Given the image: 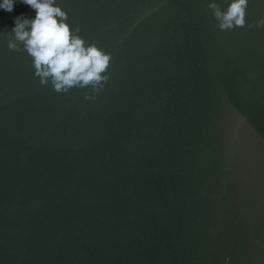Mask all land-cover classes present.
<instances>
[{
  "label": "water",
  "instance_id": "obj_1",
  "mask_svg": "<svg viewBox=\"0 0 264 264\" xmlns=\"http://www.w3.org/2000/svg\"><path fill=\"white\" fill-rule=\"evenodd\" d=\"M211 2L57 0L112 56L89 100L40 84L8 47L35 12L0 9V264H264V28Z\"/></svg>",
  "mask_w": 264,
  "mask_h": 264
},
{
  "label": "clouds",
  "instance_id": "obj_2",
  "mask_svg": "<svg viewBox=\"0 0 264 264\" xmlns=\"http://www.w3.org/2000/svg\"><path fill=\"white\" fill-rule=\"evenodd\" d=\"M18 3L28 6L35 16L20 13L14 17L11 30L5 27L8 47L27 53L35 70L34 76L39 78L41 85L51 84L57 93H68L74 87L90 88L91 93L86 91L84 98L95 99V94L110 78L111 53L98 47L97 42L82 38L80 27L73 28L68 23V13L62 10L57 0H0V9L11 13ZM225 3L224 9L215 0L207 6L219 30L264 28V17L252 24L247 23L249 0H225ZM229 259L225 257V264Z\"/></svg>",
  "mask_w": 264,
  "mask_h": 264
}]
</instances>
